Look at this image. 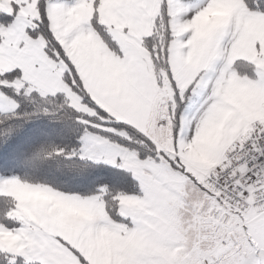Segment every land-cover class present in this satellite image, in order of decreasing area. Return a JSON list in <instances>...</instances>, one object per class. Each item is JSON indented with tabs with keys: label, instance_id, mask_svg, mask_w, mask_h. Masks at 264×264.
Instances as JSON below:
<instances>
[{
	"label": "snow or ice",
	"instance_id": "obj_1",
	"mask_svg": "<svg viewBox=\"0 0 264 264\" xmlns=\"http://www.w3.org/2000/svg\"><path fill=\"white\" fill-rule=\"evenodd\" d=\"M0 264H264V0H0Z\"/></svg>",
	"mask_w": 264,
	"mask_h": 264
},
{
	"label": "rangeland",
	"instance_id": "obj_2",
	"mask_svg": "<svg viewBox=\"0 0 264 264\" xmlns=\"http://www.w3.org/2000/svg\"><path fill=\"white\" fill-rule=\"evenodd\" d=\"M17 195H18V198H20L22 201H25V202L42 199V197H40L36 193H30V192H26L23 190L18 191Z\"/></svg>",
	"mask_w": 264,
	"mask_h": 264
}]
</instances>
